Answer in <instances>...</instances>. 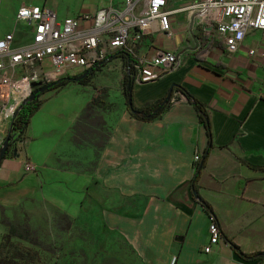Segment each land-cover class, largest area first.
<instances>
[{
  "label": "crops",
  "instance_id": "1",
  "mask_svg": "<svg viewBox=\"0 0 264 264\" xmlns=\"http://www.w3.org/2000/svg\"><path fill=\"white\" fill-rule=\"evenodd\" d=\"M110 1L96 7V1H91L88 9L92 11L84 12V8L72 17L95 13ZM167 1L172 35L157 32L144 37L137 54L153 57L173 51L178 64L156 82H133V102L140 108L164 99L179 84L208 107L212 148L199 171L196 189L217 217L223 239L212 253H205L211 217L196 199L191 183L198 172L195 157L204 155L209 139L198 112L177 89L166 112L152 122L134 119L129 111L123 115L92 172L132 179L129 190L147 198L135 229V249L148 264H171L172 259L176 264H259L264 257V32H249L240 50L228 53L208 24L190 9L207 0ZM22 6L13 10L12 27L0 35L4 39L13 34V48L23 47L32 38V28L16 19ZM36 6L52 8L47 2ZM250 50L255 55H249ZM33 73L39 74L40 69L17 68L15 80ZM64 89L41 96L42 107L25 133L31 128L33 140L26 141L20 155L3 161L0 205L39 196V169L47 178L62 174L59 170L88 172L81 168L86 151L76 145L73 128L91 101L66 116L58 103ZM1 106L0 98V110ZM10 125L11 119L0 114V144ZM26 161L36 167L37 174L25 172ZM233 244L245 254L262 255L244 260Z\"/></svg>",
  "mask_w": 264,
  "mask_h": 264
},
{
  "label": "rangeland",
  "instance_id": "2",
  "mask_svg": "<svg viewBox=\"0 0 264 264\" xmlns=\"http://www.w3.org/2000/svg\"><path fill=\"white\" fill-rule=\"evenodd\" d=\"M91 1H96V7L107 0H0V35L12 27L13 10L21 3L47 2L58 10L59 18H65L84 8H87L84 12L92 11L88 9ZM126 66L122 59H111L87 86L72 83L59 94L58 103L66 116L83 102L106 103V110L97 114L99 118L85 119L84 127L73 132L76 145L86 151L85 166L82 161L80 165L88 172L59 170L62 174L47 178L43 169H39V196L23 199L20 204L0 205V264H148L135 249V229L147 198L129 190L132 179L92 172L99 150L106 148L117 122L128 114L124 98ZM37 84L36 87L32 84L33 90L44 83ZM102 121L105 125L99 124ZM32 136L30 128L24 138L30 142ZM5 219L28 225L41 246L13 238L5 240L7 228L2 224ZM68 223L70 228L66 230Z\"/></svg>",
  "mask_w": 264,
  "mask_h": 264
},
{
  "label": "built area",
  "instance_id": "3",
  "mask_svg": "<svg viewBox=\"0 0 264 264\" xmlns=\"http://www.w3.org/2000/svg\"><path fill=\"white\" fill-rule=\"evenodd\" d=\"M190 9L208 24L228 53H237L249 32H264V0H207ZM58 16L47 6H22L16 19L32 28L31 41L13 48V34L0 39V114L5 119H11L32 95L33 83L79 78L119 52L130 54L135 61L133 68L127 70L134 83L156 82L178 64L173 51H160L153 57L137 54L144 37L157 32L172 35V13L167 0H111L108 7L95 13ZM255 53L250 50L249 55ZM27 67H38L40 73L27 75L20 82L15 80V69ZM25 143H15L13 154L20 155ZM201 158L196 155V164ZM24 167L26 173L37 174L30 161ZM209 233L206 254L212 253L223 239L221 227L213 218ZM171 264H176V259ZM259 264H264V258Z\"/></svg>",
  "mask_w": 264,
  "mask_h": 264
},
{
  "label": "trees",
  "instance_id": "4",
  "mask_svg": "<svg viewBox=\"0 0 264 264\" xmlns=\"http://www.w3.org/2000/svg\"><path fill=\"white\" fill-rule=\"evenodd\" d=\"M111 59H122L125 61L126 63V67L127 70L132 69L134 66V59L130 56V54L124 53V52H119L117 53L115 56L113 55L112 57H110L109 59H107V61L111 60ZM107 61L102 62L100 65H97L95 67H93L89 72L88 75L85 78H62L60 80H57L55 82H46L44 84H42L41 86L37 87L34 89V91L32 92V95H30L24 102L23 104L20 106V108L18 110L15 111L16 114V120H15V126L14 129L16 130L17 133L20 134L19 139L17 142L20 141H26L25 140V133L27 128L30 126L32 118H34V116L37 114L38 111H40L43 101L41 100V96L44 95L47 92H59L60 90H62L63 88L69 86L70 84H78V85H82V86H87L89 84V82L91 81V79L93 78V76L100 71V69L106 64ZM134 81L132 79H130L129 74L127 73V79L125 83V102H126V106L127 109L129 111V115L137 120H141V121H145V122H152L155 119H157L160 115H163L164 112H166V110L169 108L170 106V102L171 99H173V94L174 91L177 89V91H179L183 96H185L188 100V102L190 104L193 105V107L195 108V110L198 112L199 114V120L201 122V124H203L207 130V136L209 139V147L206 149L204 155L201 158V161L196 164V169H197V174L195 176V179L192 180V188H193V193L196 195L197 194V189H196V183L199 180L198 176H199V171L205 166L206 162H207V158L209 156V152L212 148L211 145V138H212V126L209 120V109L208 107L197 101V99H195L193 97V95L185 88L178 86V85H173L171 87V89L169 90L168 95L164 98V99H159L155 102L149 103V104H144L142 107L138 108L134 105L133 102V87H134ZM130 102H132V104L130 105ZM106 103L102 102V101H91L86 109L84 110V112H82V114L79 116L75 127L73 128L74 132H77L79 130V128L84 127V124L86 123L85 119H88L90 117L93 116H97V118H99V116L97 114L100 113V110H106L105 108ZM102 125H105V122L102 121L101 123ZM15 142V143H17ZM14 143V144H15ZM13 144V145H14ZM10 147L6 158L8 157H12L14 156V154L11 151L12 146ZM101 151V150H99ZM5 158V159H6ZM196 199H198L202 205L205 207L207 213L210 215L211 218H213L217 224L220 225L217 217L213 214V210L211 208V206L209 204L206 203V201L202 200L199 195L197 194V196H195ZM65 219H68L67 216H65ZM2 224L7 228V235L5 240H8L10 238L13 239H18V240H22V241H26L28 242L30 245L33 246H41L40 241L38 240L37 237L34 236L33 231L30 229V227L26 224H14L13 221H9L7 219H5ZM221 227V225H220ZM70 228L69 223L66 224L65 229L68 230ZM222 228V227H221ZM222 230V229H221ZM223 235V232H222ZM233 248L235 250V252L237 253V255L239 257H241L244 260H256L257 258H259V256H261L262 254H245L243 253L236 245L233 244ZM264 258V257H263Z\"/></svg>",
  "mask_w": 264,
  "mask_h": 264
},
{
  "label": "water",
  "instance_id": "5",
  "mask_svg": "<svg viewBox=\"0 0 264 264\" xmlns=\"http://www.w3.org/2000/svg\"><path fill=\"white\" fill-rule=\"evenodd\" d=\"M89 72V71H88ZM88 72L84 75L79 77L80 78H85L88 75ZM132 104V102H130V105ZM15 120H16V114H14L13 119L11 121V125L9 126V131H8V135L6 137V139L4 140V142H2L0 144V169L2 166L3 161L5 160L7 153L11 147V145H13L15 142L18 141L20 134L16 132V130L14 129L15 126Z\"/></svg>",
  "mask_w": 264,
  "mask_h": 264
},
{
  "label": "flooded vegetation",
  "instance_id": "6",
  "mask_svg": "<svg viewBox=\"0 0 264 264\" xmlns=\"http://www.w3.org/2000/svg\"><path fill=\"white\" fill-rule=\"evenodd\" d=\"M14 148H15V144L12 146V148H11V151H12V153H14L13 151H14Z\"/></svg>",
  "mask_w": 264,
  "mask_h": 264
}]
</instances>
